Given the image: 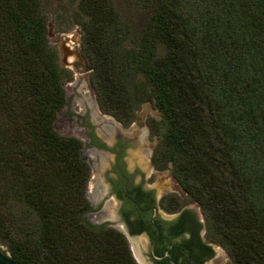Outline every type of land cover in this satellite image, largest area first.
Returning a JSON list of instances; mask_svg holds the SVG:
<instances>
[{
  "label": "trees",
  "instance_id": "trees-1",
  "mask_svg": "<svg viewBox=\"0 0 264 264\" xmlns=\"http://www.w3.org/2000/svg\"><path fill=\"white\" fill-rule=\"evenodd\" d=\"M98 110L123 125L141 103L149 160L194 202L202 245L264 264V0H69ZM60 22V21H58ZM70 71L39 0H0V241L19 264H137L117 229L81 225L89 166L53 128Z\"/></svg>",
  "mask_w": 264,
  "mask_h": 264
},
{
  "label": "water",
  "instance_id": "water-1",
  "mask_svg": "<svg viewBox=\"0 0 264 264\" xmlns=\"http://www.w3.org/2000/svg\"><path fill=\"white\" fill-rule=\"evenodd\" d=\"M82 84L72 86L68 99L87 108L75 116L82 118L98 197L90 193L93 208L81 211V225L124 233L129 256L139 264H209L220 251L202 245L192 206L178 213L157 209L158 181L144 160L140 131L92 123ZM0 264H19L1 241Z\"/></svg>",
  "mask_w": 264,
  "mask_h": 264
},
{
  "label": "rangeland",
  "instance_id": "rangeland-1",
  "mask_svg": "<svg viewBox=\"0 0 264 264\" xmlns=\"http://www.w3.org/2000/svg\"><path fill=\"white\" fill-rule=\"evenodd\" d=\"M42 12L46 17L47 39L53 44L57 50L58 63L70 71V79L63 83L65 94V103L56 113L53 120V128L60 134H70L76 136L81 141L80 154L89 166V177L86 184V191H92L91 183H95L94 173L92 169L88 145L84 132L81 116L75 114L87 112V108H78V99H68L72 86L82 84L80 94L85 95V102L89 109H94L98 114V108L94 101L93 94L88 85L87 70L82 62L78 51V27L74 24H68L65 29H61L64 24L58 17L62 15L66 8H69V0H39ZM60 21V22H58ZM157 111L147 102L140 104L135 111V117L132 121V129L141 127L144 128V136L146 142V152L144 156L149 158L152 138L148 135V130L145 124L147 117H157ZM158 181V192L170 193L175 192L182 197V193L176 183L170 178L166 170H156L152 172ZM87 199L92 209V201L86 194ZM196 213L198 219L202 222V217L198 206L194 202H184L183 207L189 208ZM124 234V233H123ZM213 249L220 251V255L214 253L209 264H226L227 256L224 250L217 244H212ZM135 259V256H133ZM139 264L138 262H136Z\"/></svg>",
  "mask_w": 264,
  "mask_h": 264
},
{
  "label": "flooded vegetation",
  "instance_id": "flooded-vegetation-1",
  "mask_svg": "<svg viewBox=\"0 0 264 264\" xmlns=\"http://www.w3.org/2000/svg\"><path fill=\"white\" fill-rule=\"evenodd\" d=\"M89 110H90L91 114H93V116H94V118H92V123H100V122H115L116 125L118 126V128H119L120 130L129 129V134H132V133H135V132H137V131H140V133H141V140H142V147H143V154H145V152H146V148H147V147H146L145 136H144V128L138 127V128L132 129L131 124H132V121H133V120H132L130 123H128L127 125H123V124H121L120 122H118L117 120H115V119H114L112 116H110L109 114L102 113V112H100L99 110H98V114H97L96 112H94V109H89ZM87 152H89L88 149H87ZM144 160H145L146 164L148 165V167L150 168L151 172H153V171H154V168H153V166H152V164H151L149 158H146V157L144 156ZM90 193H92V194L95 195L96 197H98V195H97V193L95 192L94 188H93V192H92V191H89V197H90L89 200H90V202H91V195H90ZM164 194H166V193H163V192H161V191L158 192L157 209H162V208H161V204H160V200H161V198H162V196H163ZM86 197H87V196H86ZM88 202H89V201H88ZM89 206H90V203H89ZM90 208H91V206H90ZM182 208H186V207H183V206H182ZM162 210H163V209H162ZM172 212H176V213H178L179 210L172 211ZM193 213L195 214L197 220L200 221V220L198 219L196 213H195L194 211H193ZM200 222H201V221H200ZM202 232H203V229H200L199 234L201 235ZM212 244H214V243H210L209 245H210V248L213 249Z\"/></svg>",
  "mask_w": 264,
  "mask_h": 264
},
{
  "label": "bare ground",
  "instance_id": "bare-ground-1",
  "mask_svg": "<svg viewBox=\"0 0 264 264\" xmlns=\"http://www.w3.org/2000/svg\"><path fill=\"white\" fill-rule=\"evenodd\" d=\"M92 116H93V114H92ZM93 118H94V116H93ZM92 192H93V189H92Z\"/></svg>",
  "mask_w": 264,
  "mask_h": 264
}]
</instances>
